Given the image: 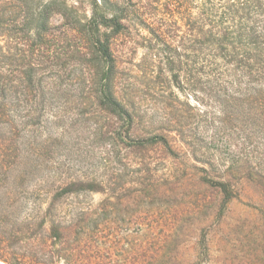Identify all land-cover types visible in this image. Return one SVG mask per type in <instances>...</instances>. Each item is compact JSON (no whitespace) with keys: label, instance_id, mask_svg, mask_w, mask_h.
Here are the masks:
<instances>
[{"label":"trees","instance_id":"1","mask_svg":"<svg viewBox=\"0 0 264 264\" xmlns=\"http://www.w3.org/2000/svg\"><path fill=\"white\" fill-rule=\"evenodd\" d=\"M139 50L145 76L185 97L155 125L123 74ZM68 129L75 165L39 176ZM233 129L252 152L228 159L217 144ZM246 189L264 217V0H0V264H126L108 225L145 223L158 200L172 225L128 264H170L209 221L207 260Z\"/></svg>","mask_w":264,"mask_h":264},{"label":"rangeland","instance_id":"2","mask_svg":"<svg viewBox=\"0 0 264 264\" xmlns=\"http://www.w3.org/2000/svg\"><path fill=\"white\" fill-rule=\"evenodd\" d=\"M131 57L132 66L129 60ZM144 57V52L139 50L136 55H127L125 57L124 66L129 70L124 71V78L130 79L135 83L136 98L142 103V110L144 114L145 124L155 125L160 122H165L168 110L167 101H172L173 105L177 102L184 101L185 97L175 85H169V88H164L161 79H154L153 75L145 76L142 71L141 61ZM139 65V66H137ZM136 77V78H133ZM72 83L71 81H69ZM194 104L195 101L191 100ZM83 126L89 127L91 122L82 123ZM49 132L52 133L56 127L48 125ZM74 128L72 127V130ZM68 129L67 135H64L61 140V147L53 146L52 159L48 163L41 164L42 160L39 158L37 174L54 173V167L61 163L65 167L75 165L74 158H79L78 149H83L80 140L76 138V133ZM243 137L237 130L227 131L223 140H219L218 146L222 156L228 159H236L243 154L252 152V148L248 144L243 143ZM69 154H73L72 157ZM56 164V165H55ZM45 171H42V166ZM251 194L249 189H246L245 195L240 200H233L230 205V210L226 213L222 224L211 226L208 234L209 255L207 260L201 261L199 258V251L197 249V242L201 238L200 230L210 224L209 221L201 223L194 234L191 242L182 246L181 254L178 258L169 261L170 264H257V240L264 238V229L261 226L264 217L261 216L257 209V196H247ZM100 198L96 195V199ZM145 223H131L125 219L119 223H112L108 225L110 230L120 236V241L116 246L114 257L120 262L128 264L132 262L133 257H137L142 261L151 260V253H145L154 248L151 240L145 236L147 230H154L160 232L168 228L171 216L169 212L171 209L164 205L161 201L147 203L142 209ZM140 251V254H137ZM143 253L144 255H141ZM158 259H161L158 257ZM159 262V260H158ZM168 263V262H167Z\"/></svg>","mask_w":264,"mask_h":264},{"label":"water","instance_id":"3","mask_svg":"<svg viewBox=\"0 0 264 264\" xmlns=\"http://www.w3.org/2000/svg\"><path fill=\"white\" fill-rule=\"evenodd\" d=\"M1 263V262H0Z\"/></svg>","mask_w":264,"mask_h":264}]
</instances>
